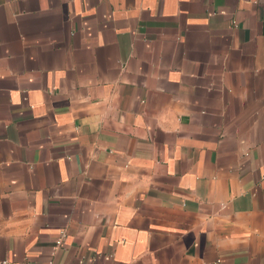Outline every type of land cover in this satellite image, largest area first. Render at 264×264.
<instances>
[{"label": "crops", "instance_id": "crops-1", "mask_svg": "<svg viewBox=\"0 0 264 264\" xmlns=\"http://www.w3.org/2000/svg\"><path fill=\"white\" fill-rule=\"evenodd\" d=\"M0 264H264V0H0Z\"/></svg>", "mask_w": 264, "mask_h": 264}, {"label": "built area", "instance_id": "built-area-1", "mask_svg": "<svg viewBox=\"0 0 264 264\" xmlns=\"http://www.w3.org/2000/svg\"><path fill=\"white\" fill-rule=\"evenodd\" d=\"M60 243V241L58 242V244Z\"/></svg>", "mask_w": 264, "mask_h": 264}]
</instances>
